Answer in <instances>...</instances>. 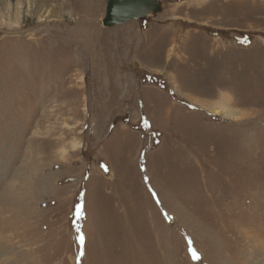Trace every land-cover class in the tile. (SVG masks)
I'll list each match as a JSON object with an SVG mask.
<instances>
[{"label": "rangeland", "instance_id": "rangeland-1", "mask_svg": "<svg viewBox=\"0 0 264 264\" xmlns=\"http://www.w3.org/2000/svg\"><path fill=\"white\" fill-rule=\"evenodd\" d=\"M108 1L0 0V264H264V0Z\"/></svg>", "mask_w": 264, "mask_h": 264}, {"label": "water", "instance_id": "water-1", "mask_svg": "<svg viewBox=\"0 0 264 264\" xmlns=\"http://www.w3.org/2000/svg\"><path fill=\"white\" fill-rule=\"evenodd\" d=\"M158 4L159 0H109L102 24L107 27L124 24L145 16L148 9L156 11Z\"/></svg>", "mask_w": 264, "mask_h": 264}, {"label": "snow or ice", "instance_id": "snow-or-ice-1", "mask_svg": "<svg viewBox=\"0 0 264 264\" xmlns=\"http://www.w3.org/2000/svg\"><path fill=\"white\" fill-rule=\"evenodd\" d=\"M83 238L81 237V240H82ZM198 258V257H197Z\"/></svg>", "mask_w": 264, "mask_h": 264}, {"label": "bare ground", "instance_id": "bare-ground-1", "mask_svg": "<svg viewBox=\"0 0 264 264\" xmlns=\"http://www.w3.org/2000/svg\"><path fill=\"white\" fill-rule=\"evenodd\" d=\"M19 259H21V258H19Z\"/></svg>", "mask_w": 264, "mask_h": 264}]
</instances>
